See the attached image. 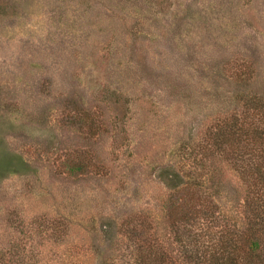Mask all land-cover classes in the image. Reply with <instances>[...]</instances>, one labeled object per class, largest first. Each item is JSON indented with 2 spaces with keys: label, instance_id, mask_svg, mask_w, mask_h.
Returning <instances> with one entry per match:
<instances>
[{
  "label": "rangeland",
  "instance_id": "obj_1",
  "mask_svg": "<svg viewBox=\"0 0 264 264\" xmlns=\"http://www.w3.org/2000/svg\"><path fill=\"white\" fill-rule=\"evenodd\" d=\"M263 110L264 0H1L0 264H203L173 224L192 193L188 240L243 226L205 150Z\"/></svg>",
  "mask_w": 264,
  "mask_h": 264
},
{
  "label": "trees",
  "instance_id": "obj_2",
  "mask_svg": "<svg viewBox=\"0 0 264 264\" xmlns=\"http://www.w3.org/2000/svg\"><path fill=\"white\" fill-rule=\"evenodd\" d=\"M1 4V0H0ZM264 113V110L262 111ZM210 147L205 150L219 155L232 167L237 176L244 184L246 193L244 197V224L240 228L233 226L219 232H208L207 241H190L178 233L182 224L191 227L194 219L189 222L188 218H199L207 225L215 223L216 208L209 202L208 195H190L189 200L194 208V213L182 210L179 221L182 224L174 225V241L182 247L183 259L186 261L203 264H264V130L257 127H248L246 130L241 126L230 125L226 129L220 128L212 134ZM208 147V146H206ZM70 168L80 171L82 166L72 165ZM169 181H174L179 175L172 178V174L166 176ZM202 184L209 183L204 177L199 178ZM176 184L171 189L178 187ZM202 184H192L201 188ZM195 201V202H193ZM199 203V204H198ZM193 210V209H192ZM190 223V225L188 224ZM177 227V228H176ZM185 228L183 229L184 232ZM183 236V237H182ZM153 264H164L163 260L152 255Z\"/></svg>",
  "mask_w": 264,
  "mask_h": 264
}]
</instances>
